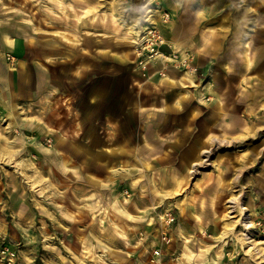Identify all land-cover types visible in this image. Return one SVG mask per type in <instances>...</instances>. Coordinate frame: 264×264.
Masks as SVG:
<instances>
[{
  "label": "rangeland",
  "instance_id": "obj_1",
  "mask_svg": "<svg viewBox=\"0 0 264 264\" xmlns=\"http://www.w3.org/2000/svg\"><path fill=\"white\" fill-rule=\"evenodd\" d=\"M183 1L0 0V264H264V103L246 119L241 100V83L251 87L264 76V42L250 44L248 71L243 63L227 73L217 62H193L197 35L208 37L214 26L183 19L190 8ZM189 6L202 11L197 1ZM259 12L257 29L264 26ZM147 20L155 24L148 27L153 37L142 34ZM123 27L138 34L123 38ZM154 36L184 43L187 63L180 65L178 51L174 62L167 46L159 50L163 58L151 53ZM169 70L192 88L183 98L197 96L193 88L200 86L199 103L209 101L200 109L193 99L191 108L199 110L192 121L166 134V113L152 106L162 107L161 96L156 102L151 92L169 89ZM212 70L213 88L231 89L228 99L236 103L207 127L216 142L201 144L213 106L205 96ZM246 122L251 126L243 130ZM178 138L174 151L164 148ZM187 148L198 156L194 172L183 162ZM238 203L248 208V230ZM166 210L175 217L168 245L158 219ZM185 247L196 255L192 262Z\"/></svg>",
  "mask_w": 264,
  "mask_h": 264
},
{
  "label": "crops",
  "instance_id": "obj_2",
  "mask_svg": "<svg viewBox=\"0 0 264 264\" xmlns=\"http://www.w3.org/2000/svg\"><path fill=\"white\" fill-rule=\"evenodd\" d=\"M194 1L195 2L197 1L199 3L202 11H194L193 7L189 6ZM183 2L186 4H189L187 6L190 7L188 8L189 12H187L189 14L184 12L185 15L183 19H187L185 17L186 15H189L188 18L191 19V21L193 20L194 17H198L202 21L200 22L201 23L200 25H203V23L204 24L208 23L210 24V26H214L213 28H215V29L212 28L211 33H210L211 35H209L208 37L207 36L203 37L201 33L200 35L199 34L197 35L198 38L200 37L201 39H198V43H194V44H201V45H197L199 49L197 50V52L199 53V55H196V57H194L192 61L198 62V63L217 62L219 64L217 67L219 68L218 71H224L227 73H229V71L233 69L238 71L239 70L238 64L243 63V67L245 71H248L252 65V62L254 61V58H252L253 55L251 56V53H253L255 50V46L253 47L251 46V50H249L250 44L252 45V44H257V43L259 44V42L260 43L264 42V26L262 28L259 27L258 29L255 28L256 14H260L259 9L260 10L262 9V13L264 12V0H184ZM225 9L228 10V13H224ZM115 29L117 30V28H114V30ZM197 31L200 32L201 29L197 28ZM249 32H254V34L251 35ZM111 38L112 37H110L112 46H116L117 45L116 42ZM3 40L10 47L15 46L14 44L16 43V41L10 40L8 35H4ZM226 40L228 41L227 43L225 42ZM51 43H53L52 45H54V42L50 40H48L45 44L46 46H50ZM168 43L170 46H172L171 48L173 52L178 51V53L181 54L182 56L181 62L187 63L185 58L183 57L185 52L180 47L184 43L180 42L178 39L175 40V42L168 41ZM97 44H98V41L94 40V45L96 46ZM189 47H192V44ZM213 71L214 70H212L210 73L211 75H209L210 79L205 81V82L208 81L211 85L210 92H206L205 96H206V99L208 95L213 97L212 99L213 106L210 108V110H212L211 117L207 118L205 123L202 124L203 130L200 132V135L198 138L201 144L207 142V139H208L207 137H209V135H206L207 127H209L210 123L212 124L214 123V118H216L218 122H220L221 118L223 120V118L225 117L224 115L225 110L226 111L234 110L233 105L236 103L235 100L234 102L231 103L230 100L228 99L231 89L221 90V92H219L218 94L216 90L213 88L212 80L216 79V76L214 75V73H212ZM177 72L178 71L176 70L174 71L169 70L168 75L164 78L165 82L169 85L168 86L169 89H165V87L160 88L158 85V89L151 92L152 96L156 98L155 99L156 102H157V98L161 96L162 104H163L162 107H159L157 103L156 104L152 103V106L166 113V116L164 118V122L162 123L161 128H163L165 133L167 132L168 134L174 131V130L172 131L170 130V128H172L173 125L177 127L179 126L183 127L185 123H189L190 121H192L193 113L199 110V108H195V107L191 108V102L193 99H195L198 102L200 109H205L207 105V101H209V99H207L205 104L199 103L198 93H199L200 86L193 88L197 90L196 92L197 96H190L192 98L189 100H187L186 98H183L182 92L184 91V89H192V88H190L187 84H185V82L182 83L178 80L181 73L177 75ZM182 78L183 77H180V80ZM188 79H192V78H188ZM259 80L255 85L251 87L246 86L248 82L245 83L244 81L241 83L240 81L241 86L245 87L244 88L245 91L242 92L243 97L241 98V100H244L246 109L248 110L247 113H245L246 119L250 118V114L253 113L254 107L259 105L258 103H264V76L260 77ZM181 83L183 84L184 88L178 87L179 85H181ZM227 84H228V87L226 86L227 88H230L232 86V82L230 81L227 82ZM17 87L19 88L18 85ZM188 94L193 95L190 92ZM185 95L186 97L189 96L187 94H184V96ZM183 99H186V102L181 101L180 103H178V101L183 100ZM215 101L216 102L220 101L221 103L219 102L218 104L214 105ZM229 102L231 103L232 108H228ZM148 106L146 102L143 103V107H142L143 112H142L141 118L144 115H146L145 112L149 109ZM260 106H264V105H260ZM226 107L228 109H226ZM217 109L222 112H217ZM261 109L264 110V107H261ZM147 116H149V114H147ZM168 120H169V123H171L169 127H167ZM225 126L228 127L227 124H225ZM249 126L251 125H249V123L246 122L243 126V130H248ZM252 126H253V123H252ZM253 128H254V133H256L255 125L253 126ZM221 130L224 133V130L223 129ZM178 142L181 143L182 139L178 138L176 141H173L172 143H170L169 141L168 142L164 141L163 142L165 143L164 148H170V150L174 151L175 147L177 148ZM188 151H189V148H187V150L184 152V155L182 157H183L184 164L191 166V164L195 162L198 156L195 153L190 154V152ZM147 152H148L147 155H150L153 153V150L148 148ZM201 152L202 151H200L199 155H201ZM94 157L96 158L98 157V155ZM179 158H181V155H179ZM167 159H168V156L165 155V157L159 159V162L161 160L163 161ZM147 164H150V163H147ZM184 174L185 172L183 171V175L181 176L175 175V185L176 186H181L182 184L181 182L183 180ZM180 189H178V192L180 191ZM166 192L169 193L168 197L170 195H173L172 194L173 191L172 193H170V191H166ZM195 264H198V263L195 262Z\"/></svg>",
  "mask_w": 264,
  "mask_h": 264
},
{
  "label": "bare ground",
  "instance_id": "obj_3",
  "mask_svg": "<svg viewBox=\"0 0 264 264\" xmlns=\"http://www.w3.org/2000/svg\"><path fill=\"white\" fill-rule=\"evenodd\" d=\"M113 17H115V16H113ZM146 21V20H145ZM148 21V20H147ZM147 25H145V27L142 29V34L143 33H146L147 35H150V37H153V32H150V28H148L149 27V25H155V24H152V22H145ZM122 32H121V29H115L114 30V34L115 33H117L118 31H120L121 32V36L124 38L125 36H127V35H129V34H132L133 32H135L136 34H138V32L137 31H134V28L133 27H123L122 28ZM146 38V37H145ZM154 38H157V40H155V46L157 45V47H155V50H152V51H150L151 53H156L157 51V55H155V56H157V57H159V56H161V58H163L164 57V55H160V53H159V50L160 49H163V48H165V46H167V48L170 50V52H171V57L170 58H172V60L174 61V62H177L179 59H177V56H175V54H174V52H173V50H172V46H170L169 45V43L168 42H166L165 41V39H163V37L162 36H155ZM149 42H151L152 40H148ZM153 42H154V40H153ZM157 42H159L158 44H157ZM139 45H141L142 44V41H140L139 43H138ZM15 45V44H14ZM159 45H161V46H159ZM173 45V44H172ZM150 46V45H149ZM150 48H151V46H150ZM177 48V47H176ZM175 49V48H174ZM165 58H167V59H170L169 57H165ZM245 59V58H244ZM185 60H186V62H187V60L188 59H186L185 58ZM179 62H180V65H181V60H179ZM184 63V62H183ZM187 73V72H186ZM189 73L190 74H192L193 73V71L191 70V71H189ZM191 85V84H190ZM205 88L206 89H208V90H210L211 89V85H210V83H208L206 86H205ZM201 91V90H200ZM175 108V107H174ZM175 110V109H174ZM207 137V136H206ZM208 138V140L210 141V142H216V139L215 138H212V136H209V137H207ZM219 142L220 143H223V144H228L229 142H227V141H225V140H219ZM221 145V144H220ZM205 150V149H204ZM189 152V151H188ZM202 153H204V151H202L201 152V154ZM206 153V152H205ZM191 154V153H190ZM204 155V154H203ZM188 156V155H187ZM193 156V155H192ZM189 157V156H188ZM146 163V162H145ZM199 164V162L198 161H195V162H193L192 164H191V168H192V172H194L195 171V167L197 166ZM191 168H190V170H191ZM190 173H191V171H190ZM133 183V182H132ZM236 200H238V198H236V197H234L233 199H230L229 200V204H230V209H232V208H234V202L236 201ZM237 206H238V209H239V211H240V215H241V219H240V224H242V226L245 228V230H248L250 227H252V221L249 219V217H248V215H247V209L248 208H246L244 205H242L241 203H238L237 204ZM233 210V209H232ZM229 213H232V211H229ZM250 238L252 237V235H250L249 236ZM248 239V238H247ZM250 241H253L252 239L250 240ZM252 244V243H251ZM248 245L249 246H251L249 249L250 250H254V248H253V246L252 245H250V242L248 243ZM248 249V250H249ZM184 250H186V252L184 253V256H187V258H188V260L190 261V262H192V260L193 259H195V257H196V255L195 254H193L192 252H190L188 249H187V247H185L184 248Z\"/></svg>",
  "mask_w": 264,
  "mask_h": 264
},
{
  "label": "built area",
  "instance_id": "obj_4",
  "mask_svg": "<svg viewBox=\"0 0 264 264\" xmlns=\"http://www.w3.org/2000/svg\"><path fill=\"white\" fill-rule=\"evenodd\" d=\"M170 210H172V209H170ZM170 210L169 211L166 210L162 216H158L159 221H160V218L164 219L163 222H164V229L165 230H163L161 232V242L165 245H168L170 243V240H171V238L168 236V232L166 229H167L168 225H170L171 223H173L175 221V217H174L172 211H170ZM153 254H154V256H156L158 258L160 253L158 250H154Z\"/></svg>",
  "mask_w": 264,
  "mask_h": 264
}]
</instances>
